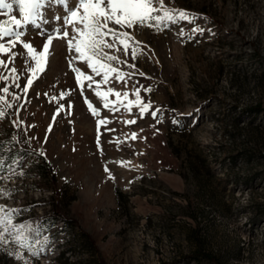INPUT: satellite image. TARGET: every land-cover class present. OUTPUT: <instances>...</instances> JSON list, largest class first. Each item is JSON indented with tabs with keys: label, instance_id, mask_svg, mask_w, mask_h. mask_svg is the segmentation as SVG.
Listing matches in <instances>:
<instances>
[{
	"label": "rangeland",
	"instance_id": "374dc122",
	"mask_svg": "<svg viewBox=\"0 0 264 264\" xmlns=\"http://www.w3.org/2000/svg\"><path fill=\"white\" fill-rule=\"evenodd\" d=\"M164 3L194 15V23L125 29L136 58L131 47L125 53L118 43L119 50L105 49L123 62L113 66L130 74L123 81L113 73L104 84L82 62L70 65L74 53L56 39L46 70L25 95V50L20 43L12 48L17 58L9 67L19 70L21 87L10 92L21 99L9 98L13 106L0 119V140L9 139L15 155L26 156L14 160V173L8 169L9 179L0 181V189L12 192L0 197V205L18 211L15 224L35 228L39 217L54 215L50 203H56L75 225L58 221L43 230L39 240L47 237L49 243L38 256L10 239L0 246V260L60 264L58 253H65L72 264H95L97 256L104 264H264V1ZM44 11L45 35L30 25L19 29L38 51L47 33L62 26L55 16L66 14L56 4ZM3 12L0 22L8 20ZM11 15L20 19L15 5ZM73 66L93 75L99 91L128 92L127 99L135 101L139 89L149 111L141 117L133 106L129 112L123 95L119 101L108 97L117 111L105 109L95 83L90 89L87 81L81 95ZM85 98L99 117L91 115ZM256 105L262 112L254 115L248 109ZM101 118L110 122L97 129ZM129 120L136 123H124ZM37 155L50 165L45 178L35 172ZM196 253L201 256L192 258Z\"/></svg>",
	"mask_w": 264,
	"mask_h": 264
},
{
	"label": "snow or ice",
	"instance_id": "6c2138e0",
	"mask_svg": "<svg viewBox=\"0 0 264 264\" xmlns=\"http://www.w3.org/2000/svg\"><path fill=\"white\" fill-rule=\"evenodd\" d=\"M53 4L62 6L66 14L63 17L55 16L56 21L62 22V26L55 27L52 32L47 33L45 40L42 42V50L38 51L33 42H27L22 39L25 36V32L19 29L27 28L30 25L39 30L38 35H45L43 26L47 25L49 20L44 10ZM14 5L19 10L20 19L11 15ZM0 10H4L3 14L8 16V20L0 22V54L8 55L7 61L0 59V69L7 70L6 72H0V80L5 82V86L0 88V119L5 118L7 116L6 109L13 106L10 103V99L17 101L21 99V96L10 92V87L12 86L21 87L19 84V70L15 66L9 67V65L14 64L17 58V53H13L11 50L18 43L22 44V48L25 50L21 54L24 56L26 72L29 74L25 85L21 89L26 95L39 74L46 70L49 57L54 54L52 48L56 39L65 40L68 50L74 53L69 60L70 65L73 64V61L82 62L86 69H90L95 76H102L103 83L107 84L110 75L113 73L116 74V78L120 81L124 80L125 75L130 74H125L113 66L112 62H123L119 61L117 56L106 52L105 49L119 50L117 48L118 43L122 45L125 53L131 47L133 59L137 56L136 48L130 45L133 37L125 29H133L137 25L159 29L161 25L177 24L181 21L194 23L196 19L194 15L184 10L167 7L164 0H75L74 3L72 0H0ZM110 25L118 26V28L110 27ZM192 31L202 32L203 29L193 28ZM180 34L183 35V29H181ZM5 37H10L11 39L4 42ZM137 43L139 42L137 41ZM128 66L135 67L134 65ZM72 71L75 73L76 83L81 89V95H83L85 81L88 82L90 89L95 83V95L104 102L103 106L105 109L113 112L117 111V108H110L112 102L109 101L108 97L115 96L119 101L121 95H123L124 100H127V110L131 112L132 107L136 106L139 108L141 117L151 107L150 104L142 101L139 89L134 93L136 100L131 101L127 99L128 92L122 94L112 88H108L107 91L103 92L99 91L100 83L94 80L93 75L87 74L80 67L73 66ZM147 91H150V89H147ZM60 98L64 99V94H61ZM84 102L93 117L100 116L98 108L94 107L92 102L87 98H85ZM121 103L123 102L121 101ZM60 111H63L62 105L57 111V115H59ZM152 115L155 117L156 112H153ZM109 122L103 118L98 119L97 129L100 126H106ZM124 123L134 124L136 121L129 120ZM173 123H178V121L174 120ZM110 131H115V129H110ZM136 136V133L131 134L133 140L136 139ZM96 142L99 146V135L96 137ZM116 142L118 143L119 141ZM6 164L4 157L0 155V181L9 179V177L4 175ZM8 169L13 173L15 171L11 165H8ZM105 172H109V170L105 168ZM109 178L114 179L110 172ZM11 195V191L0 189V197L7 198ZM17 215V210L8 209L0 205V246L6 245L11 239V242L18 247L27 248L33 256H38L39 252L44 250L49 243L47 237L43 241L39 240V236L45 230V226L39 225L33 228L28 223L15 224L14 218ZM36 244H39L38 248L35 247ZM15 258L23 260L19 252L15 253ZM23 264H27V261H24Z\"/></svg>",
	"mask_w": 264,
	"mask_h": 264
},
{
	"label": "trees",
	"instance_id": "16d2710c",
	"mask_svg": "<svg viewBox=\"0 0 264 264\" xmlns=\"http://www.w3.org/2000/svg\"><path fill=\"white\" fill-rule=\"evenodd\" d=\"M264 1V0H263ZM249 112H252L254 115L262 112V109L259 105H256L254 107H251L250 109H248ZM237 120L234 121V126L233 128L236 129L237 125H236ZM9 139H3L0 140V155H2L5 159V161L7 162L6 166H5V171H4V175L6 174V171L8 170V165H12L13 161L16 159H21L24 156H26V152H24L22 155H15V152L17 154V149L13 150L15 148V144L13 142L9 143L8 142ZM171 151H172V146L170 143H168ZM19 153V152H18ZM37 159H35L34 163V169L35 172L37 173V176L39 178H45V176L47 175V173L50 171V165L47 162V160L40 156L37 155ZM236 155L230 157L232 160L236 159ZM245 158H248L247 156H245ZM46 172V175L43 173ZM50 179H52V177H49ZM53 205V214L54 215H47L44 214L41 217H39V219H37V223L36 226L39 225H44L45 226V230L49 231L51 229V226H53L55 223H57L58 221H61V225L62 226H67L68 224L71 225H75V221L72 219H67L64 216L61 215V213L59 212L56 203H50ZM80 233L86 238V240L88 241V243L94 248V243L91 240V238L84 232L80 231ZM95 254V253H93ZM201 255L199 253H196L194 256H192V258H196V257H200ZM58 261H60V264H72L70 261H68V258L65 257V253H58ZM93 262L95 264H104V262L97 256L95 257V260H93ZM0 264H7L6 259H1L0 260Z\"/></svg>",
	"mask_w": 264,
	"mask_h": 264
}]
</instances>
